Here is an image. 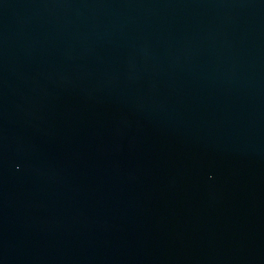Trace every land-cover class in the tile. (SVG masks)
<instances>
[{
  "label": "water",
  "instance_id": "water-1",
  "mask_svg": "<svg viewBox=\"0 0 264 264\" xmlns=\"http://www.w3.org/2000/svg\"><path fill=\"white\" fill-rule=\"evenodd\" d=\"M0 264H264V0H0Z\"/></svg>",
  "mask_w": 264,
  "mask_h": 264
}]
</instances>
